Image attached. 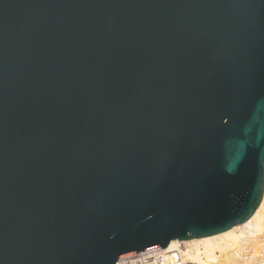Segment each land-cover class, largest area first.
<instances>
[{
  "label": "water",
  "instance_id": "1",
  "mask_svg": "<svg viewBox=\"0 0 264 264\" xmlns=\"http://www.w3.org/2000/svg\"><path fill=\"white\" fill-rule=\"evenodd\" d=\"M263 192L264 0H0V264H117Z\"/></svg>",
  "mask_w": 264,
  "mask_h": 264
},
{
  "label": "bare ground",
  "instance_id": "2",
  "mask_svg": "<svg viewBox=\"0 0 264 264\" xmlns=\"http://www.w3.org/2000/svg\"><path fill=\"white\" fill-rule=\"evenodd\" d=\"M178 243L187 246L183 259L197 264H264V192L253 214L244 222L218 234L185 240H171L167 248ZM264 254V253H263Z\"/></svg>",
  "mask_w": 264,
  "mask_h": 264
},
{
  "label": "built area",
  "instance_id": "3",
  "mask_svg": "<svg viewBox=\"0 0 264 264\" xmlns=\"http://www.w3.org/2000/svg\"><path fill=\"white\" fill-rule=\"evenodd\" d=\"M187 246L178 243L174 247H153L133 254L122 256L117 264H196L189 259H183Z\"/></svg>",
  "mask_w": 264,
  "mask_h": 264
},
{
  "label": "rangeland",
  "instance_id": "4",
  "mask_svg": "<svg viewBox=\"0 0 264 264\" xmlns=\"http://www.w3.org/2000/svg\"><path fill=\"white\" fill-rule=\"evenodd\" d=\"M261 248L264 249V244H262ZM260 253H261V257H263L262 260L264 261V254H263V253H264V250H261ZM189 260H190V259H189ZM192 261H194V260H192ZM194 262H195V261H194ZM195 263H196V262H195ZM196 264H197V263H196Z\"/></svg>",
  "mask_w": 264,
  "mask_h": 264
}]
</instances>
